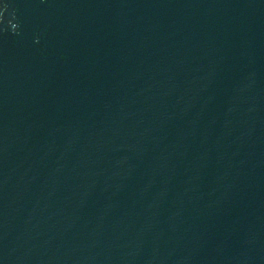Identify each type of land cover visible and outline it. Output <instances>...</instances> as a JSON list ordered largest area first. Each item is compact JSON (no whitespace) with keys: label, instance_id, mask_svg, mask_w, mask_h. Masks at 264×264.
Here are the masks:
<instances>
[{"label":"water","instance_id":"1","mask_svg":"<svg viewBox=\"0 0 264 264\" xmlns=\"http://www.w3.org/2000/svg\"><path fill=\"white\" fill-rule=\"evenodd\" d=\"M0 264H264V0H0Z\"/></svg>","mask_w":264,"mask_h":264}]
</instances>
